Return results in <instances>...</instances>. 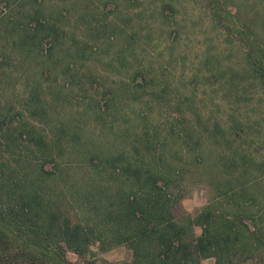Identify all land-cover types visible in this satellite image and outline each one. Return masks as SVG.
Returning <instances> with one entry per match:
<instances>
[{"label": "rangeland", "instance_id": "374dc122", "mask_svg": "<svg viewBox=\"0 0 264 264\" xmlns=\"http://www.w3.org/2000/svg\"><path fill=\"white\" fill-rule=\"evenodd\" d=\"M202 2L39 0L37 14L56 27L54 36L42 38L51 48L44 56L17 58L16 48L10 49V37L0 33V54L4 56L0 61V107L3 103L10 108L7 123L15 124L17 118L23 123L35 122L25 111L20 112L26 101H32L28 97L32 80L41 82L39 94L46 99L48 86L53 84L60 89L61 99L53 107L40 101L46 114L35 123L39 132L46 138L50 136L46 123L78 125L83 142L92 145L83 146L87 150L83 154L89 150L113 156L121 149L129 154L134 145L140 153H161L164 162L171 160L183 169L178 180L183 191L178 211L191 214L213 193L196 174L189 175L194 162L185 140L200 137L207 142L205 128L215 120L225 128L232 126L233 145L256 161L251 171L257 176L246 186L248 197L243 198L244 202H231L233 207L246 209L248 217L244 221L259 239L252 249L256 259L248 258L241 264H264V94L254 93L250 86H235L238 75L233 85L226 81L229 75L224 67L234 60L235 50L219 51L213 22L201 9ZM227 8L232 9L230 5ZM32 11L30 0H0V16L5 15L0 22L24 12L22 18L32 24ZM226 54L230 56L226 58ZM41 67L47 69L44 75ZM17 111L21 116L14 115ZM145 140L149 141L148 149L143 146ZM219 151L216 145L209 155L214 157ZM35 156L22 146L7 151L0 145V162L6 170L0 178V230L13 244L34 234L33 230L43 233L49 210L76 218L88 213L79 207L86 203L91 188L98 185L99 175L104 174L102 184L113 177L108 174L110 167L56 168L54 160L61 156L46 159L37 168L22 161L23 157L34 160ZM82 179L86 185L81 187ZM175 188L171 187L176 191ZM34 189L38 193L32 197ZM22 197L28 198L29 211L21 220L16 208ZM41 222L43 226L36 228ZM53 231L48 229L44 240L35 247L45 255H52L60 243L54 239ZM194 231L198 234L200 226L195 225ZM89 250L91 253L84 256L71 249H63V254L78 264H112L129 254L123 244L99 249L94 243ZM200 264H214V257H203Z\"/></svg>", "mask_w": 264, "mask_h": 264}, {"label": "trees", "instance_id": "16d2710c", "mask_svg": "<svg viewBox=\"0 0 264 264\" xmlns=\"http://www.w3.org/2000/svg\"><path fill=\"white\" fill-rule=\"evenodd\" d=\"M30 3L35 14L32 24L22 18L25 11L21 18L18 15L8 17V21H1L3 24H0V33L10 37L11 46H8L16 48L17 58L21 55L44 56L51 45H45L42 38L55 35L54 23L37 14L39 0H30ZM201 6L213 22L219 51L235 50L234 60L226 62L224 67L229 75L226 81L230 80L233 85L234 77L238 75L235 86H250L254 93L264 94V0H203ZM4 18L2 14L0 20ZM228 56L230 54L225 55L226 58ZM3 59L0 54V61ZM40 73H47L46 67H41ZM32 82L28 94L32 101H26L20 112L25 111L35 122L23 123L17 118L15 124L7 123L9 119H5L10 108L2 103V149L13 151V147L18 145L26 152H33L36 154L34 160L22 158L32 168L41 167L46 159L61 156L62 159L54 160L56 168L110 167L108 174L113 177L111 182L102 184L104 174L100 172L101 180L97 188H91L86 203L79 207L86 208L88 213L78 218L57 210L54 214L53 210H49L44 217L48 224L43 233L33 230L34 234L23 237L19 244H13L12 239L0 230V246L3 247L0 249V264H78L68 261L63 249H71L84 256L91 253L89 246L94 243L99 249L117 244H123L128 249V257L112 264H200L206 256H213L214 264H241L248 258L256 259V251L252 249L259 239L244 221V217H248L246 209L231 205V202L242 203L243 198L248 197L245 190L256 180L257 176L251 171L256 161L245 152L236 150L239 148L233 145L230 138L232 126L225 128L215 120L210 128H205L207 142L200 137L185 140V148L188 152L191 150L190 160L194 162L189 175L196 174L213 193L197 212L191 214L181 209L178 211L179 196L183 193L178 180L183 176V169L171 160L164 162L161 153L155 150L140 153L134 145L129 154L125 149L116 151L113 156L89 150L83 154L87 151L83 146L90 148L92 145L83 142L78 125L64 122L46 123L50 135L46 138L35 124L41 122L46 114L40 101L53 107L59 104L61 92L50 84L49 98H43L38 90L41 82L37 79ZM20 112L14 115L21 116ZM147 141L143 142L145 149H148ZM216 145L220 147L219 155L211 157L209 152ZM71 150L77 153L72 154ZM5 175L3 162H0V178ZM80 183L79 186H85V179ZM172 186L176 187V191L171 189ZM33 193L32 197H35L38 192L34 189ZM27 200V197H22L16 208L21 213L18 214L21 220L29 211ZM195 225L200 226L198 234H195ZM41 226L42 222L36 228ZM24 227H27L26 224ZM50 228L54 229V239L60 243L52 255H45L35 247L44 240Z\"/></svg>", "mask_w": 264, "mask_h": 264}]
</instances>
